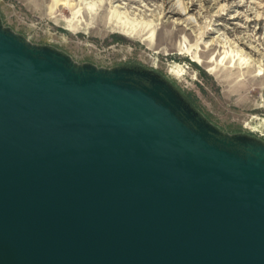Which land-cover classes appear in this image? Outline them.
<instances>
[{"label": "water", "instance_id": "95a60500", "mask_svg": "<svg viewBox=\"0 0 264 264\" xmlns=\"http://www.w3.org/2000/svg\"><path fill=\"white\" fill-rule=\"evenodd\" d=\"M0 29V264H264V152L178 95Z\"/></svg>", "mask_w": 264, "mask_h": 264}, {"label": "rangeland", "instance_id": "374dc122", "mask_svg": "<svg viewBox=\"0 0 264 264\" xmlns=\"http://www.w3.org/2000/svg\"><path fill=\"white\" fill-rule=\"evenodd\" d=\"M0 29L76 69L156 75L190 127L264 152V0H0Z\"/></svg>", "mask_w": 264, "mask_h": 264}, {"label": "bare ground", "instance_id": "6f19581e", "mask_svg": "<svg viewBox=\"0 0 264 264\" xmlns=\"http://www.w3.org/2000/svg\"><path fill=\"white\" fill-rule=\"evenodd\" d=\"M175 7H178L179 10L176 11V12L179 13V14H183V13L186 12L187 9H188V6H185V5L182 4L181 2H179V6L177 5V3L172 4V7H170V8H172L173 12L175 11ZM186 22H188V23H192V22H194V21H193L192 17L189 16V17L186 19ZM196 22H197V21H196Z\"/></svg>", "mask_w": 264, "mask_h": 264}]
</instances>
